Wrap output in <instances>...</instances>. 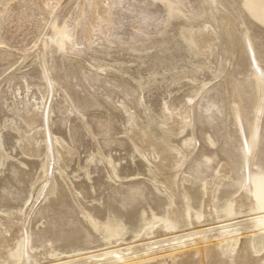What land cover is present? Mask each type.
<instances>
[{"label": "rangeland", "instance_id": "374dc122", "mask_svg": "<svg viewBox=\"0 0 264 264\" xmlns=\"http://www.w3.org/2000/svg\"><path fill=\"white\" fill-rule=\"evenodd\" d=\"M263 80L264 0H0V264H264Z\"/></svg>", "mask_w": 264, "mask_h": 264}, {"label": "bare ground", "instance_id": "6f19581e", "mask_svg": "<svg viewBox=\"0 0 264 264\" xmlns=\"http://www.w3.org/2000/svg\"><path fill=\"white\" fill-rule=\"evenodd\" d=\"M263 81H264V80H263ZM260 89H261V88H260ZM261 91H262L261 93H262L263 96H264V84H262V89H261ZM262 94H261V96H262ZM261 100H262V99H261ZM259 109H260V108H259ZM260 113H261V112H260ZM258 115H259V114H258ZM259 124H260V123H259ZM257 129H258V128H257ZM254 148H255V147H254ZM250 151H251V150H250ZM247 154H248V153H247ZM249 155H250V152H249ZM250 158H251V157H250ZM249 161H250V160H248V163H249ZM246 162H247V161H246ZM250 162H251V161H250ZM171 201H172V200H171ZM169 203H170V202H169ZM171 203H172V202H171ZM231 203H232V202H231ZM169 205H170V204H169ZM229 205H230V204H229ZM231 208H232V207H231ZM229 210H231V209H229ZM229 210H227V211H229ZM190 212H191V211H190ZM230 212H231V211H230ZM230 212H229V214H230ZM188 213H189V212H188ZM166 215H167V214H166ZM197 215H198V214H197ZM166 217H167V216H166ZM199 220H201V219H199ZM257 220H258V219H257ZM252 223H253V225H254V223H256V222H255V221H252ZM252 223H251V224H252ZM168 224H169V223H168ZM166 225H167V224H166ZM172 225H173V224H172ZM167 226H168V225H167ZM169 226H170V225H169ZM148 227H149V226H148ZM165 227H166V226H165ZM171 227H172V226H171ZM171 227H169V228H171ZM149 228H150V227H149ZM172 228H173V227H172ZM143 229H144V228H143ZM147 229H148V228H147ZM148 230H149V229H148ZM221 230H222V229H221ZM229 230H230V229H229ZM238 230H239V229H238ZM201 231H202V230H201ZM207 231H208V230H207ZM224 231H225V230H224ZM232 231H233V229H232ZM152 232H153V231H152ZM237 232H238V231H237ZM229 233H230V232H229ZM231 233H232V232H231ZM231 233H230V235H231ZM196 234H199V235H200V238H199V239H203V240L205 239V240H207L205 237L202 236V232L197 231V230H196V232H194V233H193V232H192V233L190 232V233H187V234H179V237H183V238H186V239L189 238V239H190V238H193L194 235H196ZM204 234H205V232H204ZM221 234H223V233H221ZM224 235H225V234H224ZM224 235H223V236H224ZM173 236H174V235H173ZM175 236H176V235H175ZM223 236H222V239H217V241H218V242H217V243H218L217 245H219V243L227 242V237L224 236L225 238L223 239ZM227 236H229V235L227 234ZM250 236H251V235H250ZM179 237H178V238H179ZM247 237H248V236H247ZM174 238H175V237H174ZM178 238H177V239H178ZM194 238H195V237H194ZM194 238H193V239H194ZM220 238H221V236H220ZM234 238H235V237H234ZM234 238H233V239H234ZM193 239L190 240L189 242L187 241L186 243L182 244L180 247L176 248V251L179 250V249L181 250V249H185V248H187V249L189 250V248L192 246V244L197 243V241H201V240H198V239H197V241H196L195 239H194V240H193ZM171 240H172V239H171ZM205 240H204V241H205ZM225 240H226V241H225ZM230 240H231V239H230ZM155 241H156V240H155ZM168 241H170V240H168ZM181 241H182V240H181ZM181 241H180V242H181ZM204 241H203V242H204ZM207 241H209V240H207ZM234 241H237V238H236V240H234ZM177 242H178V241H177ZM182 242H183V241H182ZM214 242H215V241H214ZM198 243H199V242H198ZM198 243H197V244H198ZM200 243H202V242H200ZM206 243H207V242H206ZM158 244H159V243H158ZM177 244H178V243H177ZM154 245H156V244H154ZM169 245H170V244H169ZM194 245H195V244H194ZM201 245H202V244H201ZM204 245H205V244H204ZM138 246H139V245H138ZM156 246H157V245H156ZM173 246H176V245L173 244ZM178 246H179V245H178ZM196 246H197V245H196ZM136 247H137V246H136ZM188 247H189V248H188ZM193 247H194V246H193ZM193 247H191L190 249H193ZM197 247H198V246H197ZM200 247H201V246H200ZM145 248H146V247H145ZM169 248H170V247H169ZM150 249H151V248H150ZM155 249H156V248H155ZM194 249H195V248H194ZM137 250H138V249H137ZM145 250H146V249H145ZM147 250H148V249H147ZM161 250H162V249H161ZM163 250H164V249H163ZM180 250H179V251H180ZM148 251H149V250H148ZM151 251H152V250H151ZM189 251H190V250H189ZM142 252H143V251H142ZM144 252H145V251H144ZM163 252H165V251H163ZM166 252H168V251H166ZM177 252H178V251H177ZM181 252H182V251H181ZM108 253H110V252H108ZM108 253H107V254H108ZM153 253H154V252H153ZM175 253H176V252H175ZM178 253H179V252H178ZM183 253H184V252H183ZM183 253H182V254H183ZM185 253H186V252H185ZM133 254H134L135 256H137L138 258H139V257H142V256L144 255V254H143V255H138V251H136V250H134ZM155 254H156V253H155ZM160 254H162V253H160ZM160 254H159V255H160ZM180 254H181V253H180ZM108 255H109V254H108ZM123 255H124L123 253H118V251H116L115 253H113V256H116V257L110 256V257L108 258L107 261H110V264H126V263H127L129 260H131V259H129V258L126 259V258L123 257ZM131 255H132V254H131ZM159 255H158V256L155 255L154 257H156V256L159 257ZM163 255H165V254H163ZM163 255H162V256H163ZM176 255L179 256V254H176ZM177 256H176V257H177ZM125 257H126V255H125ZM137 257H136L135 259H137ZM154 257H153V258H154ZM130 258H133V257L131 256ZM147 258H148V257H147ZM153 258H152V259H153ZM116 259H117V260H116ZM141 259H142V258H141ZM141 259H140V260H141ZM149 259H150V258H149ZM154 259H155V258H154ZM170 259H171V258H170ZM132 260H133V259H132ZM147 260H148V259H147ZM155 260H156V259H155ZM142 261H143V259H142L140 262H137V260H136L135 263H134V261H132V263H133V264H143V263H141ZM145 261H146V260H145ZM146 262H147V261H146ZM151 262H152V261H151ZM105 263H108V262H105ZM105 263H104V264H105ZM129 263H130V262H129ZM129 263H128V264H129ZM132 263H131V264H132ZM149 263H150V261H149ZM108 264H109V263H108ZM144 264H145V263H144Z\"/></svg>", "mask_w": 264, "mask_h": 264}, {"label": "water", "instance_id": "95a60500", "mask_svg": "<svg viewBox=\"0 0 264 264\" xmlns=\"http://www.w3.org/2000/svg\"><path fill=\"white\" fill-rule=\"evenodd\" d=\"M254 65H256V63Z\"/></svg>", "mask_w": 264, "mask_h": 264}]
</instances>
